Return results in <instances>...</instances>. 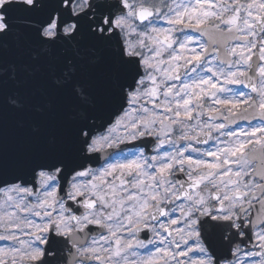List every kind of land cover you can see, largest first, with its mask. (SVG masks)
Segmentation results:
<instances>
[{
  "label": "snow or ice",
  "instance_id": "snow-or-ice-1",
  "mask_svg": "<svg viewBox=\"0 0 264 264\" xmlns=\"http://www.w3.org/2000/svg\"><path fill=\"white\" fill-rule=\"evenodd\" d=\"M0 242L264 264V0H0Z\"/></svg>",
  "mask_w": 264,
  "mask_h": 264
},
{
  "label": "rangeland",
  "instance_id": "rangeland-1",
  "mask_svg": "<svg viewBox=\"0 0 264 264\" xmlns=\"http://www.w3.org/2000/svg\"><path fill=\"white\" fill-rule=\"evenodd\" d=\"M244 91L247 92L246 89H244ZM5 246H6L5 242H0V247H5ZM142 251H143V250H142Z\"/></svg>",
  "mask_w": 264,
  "mask_h": 264
},
{
  "label": "water",
  "instance_id": "water-1",
  "mask_svg": "<svg viewBox=\"0 0 264 264\" xmlns=\"http://www.w3.org/2000/svg\"><path fill=\"white\" fill-rule=\"evenodd\" d=\"M248 90V89H247ZM256 163H259L258 161Z\"/></svg>",
  "mask_w": 264,
  "mask_h": 264
}]
</instances>
